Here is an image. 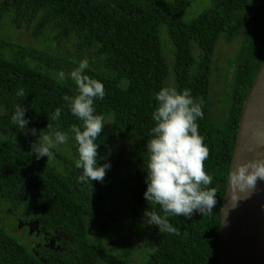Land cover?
Wrapping results in <instances>:
<instances>
[{
	"label": "trees",
	"instance_id": "trees-1",
	"mask_svg": "<svg viewBox=\"0 0 264 264\" xmlns=\"http://www.w3.org/2000/svg\"><path fill=\"white\" fill-rule=\"evenodd\" d=\"M190 2L0 0V18L5 11L18 12L12 25L29 21L34 27L30 32L44 47L38 51L0 35V47L16 49L13 56L0 53V105L5 106L0 116V193L11 202L17 199L19 209L33 211L48 230H65L61 242L65 249L56 255L51 251L47 264H218L220 204L240 109L264 60V0H209L195 17L186 19ZM159 34L174 47L170 60L162 54ZM220 38L239 45L232 53L235 62L221 100L223 119L215 123L209 100L210 65ZM84 59L89 62L86 73L104 84L106 95L95 106L110 122L97 143L111 168L104 181H94L93 186L77 182L82 170L75 167L74 139L64 144L72 151L70 159L56 150L49 159H36L30 151L58 107L61 117L54 128L68 131L73 124L80 126L62 97L77 94L70 72ZM60 70L68 78L58 79ZM166 85L189 88L193 97L203 99L204 117L198 124L209 149L204 167L217 192L211 213L169 216L178 234L144 224L149 207L164 215L158 205L147 203L143 193L146 142L155 123L154 93ZM21 88L27 94L24 98L16 95ZM17 104L25 107L27 128H36L37 136L18 130L12 122ZM1 232L0 256L7 264L38 262Z\"/></svg>",
	"mask_w": 264,
	"mask_h": 264
},
{
	"label": "clouds",
	"instance_id": "clouds-1",
	"mask_svg": "<svg viewBox=\"0 0 264 264\" xmlns=\"http://www.w3.org/2000/svg\"><path fill=\"white\" fill-rule=\"evenodd\" d=\"M17 14L15 12V16ZM23 23L27 25L30 22ZM88 63L84 59L70 72V78L77 86V94L62 97L71 114L81 122L80 126L73 124L68 131L54 128V122L61 117L62 109L58 107L49 117L45 133L41 135L39 130L30 151L36 159L45 156L49 159L55 155V149L74 139L78 151L75 167L82 170L77 182L91 183L93 186L94 181L103 182L111 168L110 161L99 154L101 143H97L105 125L110 122L103 114L97 113L95 101L103 100L106 92L100 80L86 73ZM66 78L68 74L60 70L58 79ZM16 95L24 98L27 94L21 88ZM154 99L156 107L152 120L155 123L146 142L149 157L143 196L148 204L158 205L164 215L149 207L144 212V224L156 225L160 231L178 234V229L169 222L170 215L186 218H191L194 212L204 215L211 213L217 203L216 189L210 187L213 177L204 167L209 149L199 133L198 120L204 117L203 99L193 97L189 88L178 89L167 85L154 93ZM25 111L23 105L17 104L12 122L18 130L37 136L36 128H27L29 118ZM101 160L104 162L101 163ZM258 179L264 180V160L239 163L231 174L232 183L241 193L254 190ZM239 198L238 195L233 198L234 206Z\"/></svg>",
	"mask_w": 264,
	"mask_h": 264
},
{
	"label": "water",
	"instance_id": "water-1",
	"mask_svg": "<svg viewBox=\"0 0 264 264\" xmlns=\"http://www.w3.org/2000/svg\"><path fill=\"white\" fill-rule=\"evenodd\" d=\"M255 160H264V60L240 109L220 204L218 264H264V180L258 179L254 190L243 193L231 181L237 164Z\"/></svg>",
	"mask_w": 264,
	"mask_h": 264
},
{
	"label": "rangeland",
	"instance_id": "rangeland-1",
	"mask_svg": "<svg viewBox=\"0 0 264 264\" xmlns=\"http://www.w3.org/2000/svg\"><path fill=\"white\" fill-rule=\"evenodd\" d=\"M209 0H193V3L190 2V6L186 10L185 18L191 19L195 17L199 12H201L207 5ZM15 12L13 10H8L3 13V16L0 18V35H2L6 41L9 42H20L26 44L32 49L41 51L43 50V45L41 44V39L30 33L29 30L34 29L31 23L27 25L18 24L16 27L12 25ZM4 26L7 28L2 32ZM29 29V30H28ZM167 37L163 34H159V40L161 44L162 52L167 60L172 59L174 53L173 45H170L167 41ZM166 41V43H165ZM238 41L228 42L220 38L217 41L215 51L213 54L212 62L210 65L211 78H210V90H209V100L210 104L213 106V114L211 115L212 121L215 123H220L223 119V104L221 100L226 95L228 88H226L225 83L230 77V72L232 66L235 62V56L232 55L234 50L237 48ZM15 48H5L0 47V53L3 55L13 56ZM29 61V59H25ZM5 106L0 105V116L5 113ZM219 118L216 120L215 118ZM104 131V130H103ZM56 152L61 153L62 157L71 158L72 151L66 146L62 145L60 148L55 149ZM64 158V159H66ZM113 189V188H112ZM116 189V188H115ZM114 189V190H115ZM3 207L9 205L7 202H1ZM1 217V216H0Z\"/></svg>",
	"mask_w": 264,
	"mask_h": 264
},
{
	"label": "flooded vegetation",
	"instance_id": "flooded-vegetation-1",
	"mask_svg": "<svg viewBox=\"0 0 264 264\" xmlns=\"http://www.w3.org/2000/svg\"><path fill=\"white\" fill-rule=\"evenodd\" d=\"M17 201L15 199L11 202L7 196L0 193V232L14 238L28 256L34 255L38 260L36 264H47L53 257L48 256L51 251L56 255L58 250L65 249L61 244L65 238V230L63 233L56 229L48 230L41 223V219L39 220L35 214L32 215L33 211L19 209ZM1 202H7L9 205L3 207ZM41 216L39 214L40 218ZM0 264H7L1 256Z\"/></svg>",
	"mask_w": 264,
	"mask_h": 264
}]
</instances>
